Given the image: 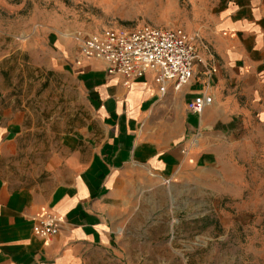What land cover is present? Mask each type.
Listing matches in <instances>:
<instances>
[{
    "label": "crops",
    "instance_id": "crops-1",
    "mask_svg": "<svg viewBox=\"0 0 264 264\" xmlns=\"http://www.w3.org/2000/svg\"><path fill=\"white\" fill-rule=\"evenodd\" d=\"M10 1L0 0V8L15 11ZM186 1L181 25L200 61L178 90L168 84L159 92L150 71L124 83L103 60L82 56L79 44L72 52L61 32L46 33L54 46L49 60L68 61L91 116L63 135L41 182L3 175L22 123L0 92V264H78L89 247L110 241L129 194L152 176L228 193L245 180L247 163L264 160V0ZM3 32L33 45L27 24ZM198 96L211 102L195 114L188 106ZM47 212L60 224L45 241L32 228Z\"/></svg>",
    "mask_w": 264,
    "mask_h": 264
},
{
    "label": "rangeland",
    "instance_id": "rangeland-1",
    "mask_svg": "<svg viewBox=\"0 0 264 264\" xmlns=\"http://www.w3.org/2000/svg\"><path fill=\"white\" fill-rule=\"evenodd\" d=\"M9 5L15 11L0 8V92L19 112L22 130L17 153L3 162V175L29 185L45 179L63 135L91 116L68 61L49 60L54 46L46 33L61 32L75 52L82 38L106 28H184L179 11L187 1L11 0ZM26 24L33 28V45H22L24 35L3 32ZM246 167L245 180L228 193L203 194L200 187L152 176L129 194L113 219L110 241L89 247L78 264H264V160L257 157Z\"/></svg>",
    "mask_w": 264,
    "mask_h": 264
},
{
    "label": "built area",
    "instance_id": "built-area-1",
    "mask_svg": "<svg viewBox=\"0 0 264 264\" xmlns=\"http://www.w3.org/2000/svg\"><path fill=\"white\" fill-rule=\"evenodd\" d=\"M79 52L86 58L103 60L107 74L123 76L124 83L144 77L150 71L161 93L168 84H172L174 90L180 89L191 79L193 66L200 61L193 37L183 28L148 24L91 33L79 41ZM210 102V96H198L188 107L191 112L200 114ZM59 224V217L47 212L33 225L32 231L48 241L59 232Z\"/></svg>",
    "mask_w": 264,
    "mask_h": 264
},
{
    "label": "bare ground",
    "instance_id": "bare-ground-1",
    "mask_svg": "<svg viewBox=\"0 0 264 264\" xmlns=\"http://www.w3.org/2000/svg\"><path fill=\"white\" fill-rule=\"evenodd\" d=\"M151 173V172H150ZM153 175V173H151Z\"/></svg>",
    "mask_w": 264,
    "mask_h": 264
}]
</instances>
